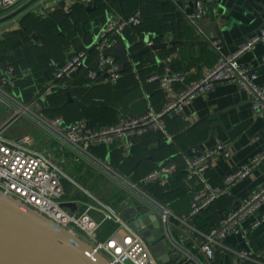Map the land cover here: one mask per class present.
<instances>
[{
	"label": "built area",
	"instance_id": "built-area-1",
	"mask_svg": "<svg viewBox=\"0 0 264 264\" xmlns=\"http://www.w3.org/2000/svg\"><path fill=\"white\" fill-rule=\"evenodd\" d=\"M25 1L0 0V12H10ZM62 1L55 0L54 6L64 8ZM65 1L66 6H71L75 2L91 5V0H70V4L67 2L69 0ZM196 7L197 10L191 18H203L206 15L204 2L198 1ZM43 9L46 10L45 7ZM48 9L51 7L49 6ZM142 21L140 10L128 16L116 11L108 12L107 20L92 44V49L97 53L93 60L94 67L90 68L92 60L87 49L72 52L55 70L53 79L33 94L31 101H22V95L17 91L19 75L13 65L5 64L0 76V103L12 109L11 117L0 125V190L19 199L23 206L31 207L49 217L57 225L75 234L85 235L114 264L162 263L152 255L149 245L138 231L123 222L113 208L103 203L96 207L84 202L80 210H72L62 205L64 202H76L65 198L67 190L63 179L81 187L63 170V163L68 159H74L76 162L88 159L95 165L100 164L106 172L119 178V174L110 165L92 152L93 148L117 144L122 150V155L128 157L131 155L135 138L150 130L160 131L167 141H172L173 136L167 131L164 118L181 113L186 104L197 96L205 95L220 82L237 83L249 95L253 112L264 117V81L258 82L257 72L238 62L241 55L254 49L258 43H264V26L239 44L233 54L221 56L198 81L190 84L177 97L171 98L169 94L174 92L175 84L185 83L186 76L183 72H174L167 67L163 73L149 75L147 81L157 82L168 97L160 110H156L153 104L148 102L144 113L121 115L115 124L100 128L91 125L86 119L68 122L62 115L48 116L41 112L48 97L60 88H67L68 81L81 69H88V79L93 84L119 82L123 77L122 64L112 56L113 48L126 29L137 27ZM151 43L150 41L147 44ZM132 71L138 76L137 70L133 68ZM27 114L36 121V126L43 127L47 139L43 144L31 134L12 136L8 133V127ZM220 152L226 157L230 155L222 143H217L213 149L196 147L193 148L192 155H182L186 172L183 181L192 194L190 208L186 214L178 215L167 205L154 199H151L153 205L150 209L158 215L163 232L178 250L183 263L195 261L197 264H204L192 250L187 249L174 237L173 231L178 228L179 223L190 228L194 245L208 263L215 260L218 252L225 251L230 253L232 260L237 258L239 264H264L261 254L251 249L231 248L225 242L230 234L246 235L241 224L264 204V184L250 192L234 208L226 211L219 223L208 232H203L194 223L195 217L229 192L237 182L250 176L264 158V155L254 158L249 165L226 176L222 185H213L208 176L209 159ZM178 169L179 165L176 162H163L135 182L126 181L131 189L140 192H144L142 187L148 184L168 187ZM94 210L102 213L101 221L93 216ZM263 220L264 212L252 227H257ZM105 221H112L121 226L108 238L102 240L99 233Z\"/></svg>",
	"mask_w": 264,
	"mask_h": 264
},
{
	"label": "crops",
	"instance_id": "crops-1",
	"mask_svg": "<svg viewBox=\"0 0 264 264\" xmlns=\"http://www.w3.org/2000/svg\"><path fill=\"white\" fill-rule=\"evenodd\" d=\"M44 1L45 0L41 1L39 4ZM52 1V3L54 4L55 0ZM198 1L204 2V5H206L207 7V12L203 18L198 20L197 23L201 26V28L205 30L212 28L213 31L211 33V36L216 38L215 44L221 43L222 46L214 49L213 47L205 45L183 43L173 50L165 48L156 52H149L142 58L144 62L152 61L150 66H144V73L149 70V73L160 74L163 73L167 67H170L174 72L179 71L185 74V83L175 84L174 92L172 94H169L171 98L177 97L178 94L185 90L190 84L198 81L207 69L213 67L218 62L221 56H229L233 54L237 50L240 43L244 42L247 38L258 32L264 26V0H216L217 6L214 5V0ZM62 2L65 3L66 1L64 2L63 0ZM95 2L96 0H91L90 4L94 5ZM196 2L197 0H143V8H141L140 10L143 14V21L140 26L144 30V33L141 35L139 33H136V30H131L128 33H124L118 39V43L122 42L123 37L126 38L129 42H134L138 38L143 39L144 36L150 34V32L158 34V30L154 31L156 30L155 25L158 22V19L161 22L160 26L165 25L167 27V30L170 32L169 34L173 35V37H170V39L179 38L178 30L180 29V33H182L183 30L181 11L187 14V16L190 18L191 15L196 12ZM75 3H72L70 7H72V5ZM37 5H35L34 7H36ZM45 6L51 7L50 4L43 5V7ZM34 7L32 9H34ZM135 7V1H130L125 5V8H128L129 10H133ZM56 8L62 9L63 7L54 6V9L52 10H55ZM32 9H30V11H32ZM90 9L94 10L95 8L91 7ZM114 9L116 10V12L119 11L116 8ZM4 14H6V12H4ZM23 16H21L20 18H22ZM17 19L0 27V41L9 33L19 31L20 27L14 24ZM177 21L180 24L179 26L177 25ZM71 24L70 26L75 29V33L71 34V36L67 38L69 40L66 50V46L64 45L63 47V43L59 44V42L57 44L56 39H53L52 36H50V39L48 35L34 33L36 34V38H33L32 34L33 41L36 42L37 40L39 47L46 48L48 50L50 49L49 46L52 47L50 59L51 63H49V65H51V68L48 66V69H50L53 74L58 66H61L66 61L67 57L72 52L76 51V47L79 46L80 49H92V44L96 40L99 30L105 23L96 24L92 22L87 34H85L84 30H82L85 27V24L82 22V20L79 19L75 21V24L74 22H71ZM73 24L75 26L77 25L76 28L73 27ZM172 24L174 27L173 33H171L170 29V26ZM188 29L189 31L187 33V36L181 34L182 39H191L195 36L193 35L195 32L190 28ZM40 36H42L43 38ZM195 37L198 38V35H196ZM150 41L154 43L161 42V39L158 36L154 38V35L152 34L150 36ZM145 44L147 43L142 42L133 50H137ZM39 55L42 61L47 56L45 54L43 55L42 49H40ZM34 57L36 63L38 64V60L35 55ZM26 58L27 55H24L23 59ZM0 59H3V56L0 57ZM263 60L264 43L260 42L255 46L254 49L241 55L238 59V62L244 67L255 70L258 74V82H262L264 81ZM33 64L34 63H32L31 66L28 65V67L23 70L28 76L32 75L31 70L32 68H34L32 66ZM128 66L132 67V70L133 68L137 71L141 70V68H139L140 64L135 63ZM149 73L143 75L144 77L141 81L139 80V77L142 78V74L140 73V76H136L134 73V76L136 77V79L138 78L139 81L137 83L138 86L136 85L135 88H130L128 92V94L132 96L137 94V97L133 99L132 103L128 105L131 107V115H136L137 113L142 112L144 110V104L146 102H152L157 107L162 108L164 103L168 99L157 82L152 83L147 81V78L145 77ZM129 81L130 79H125L121 81V85H127ZM98 90V96L102 97L105 95L101 89ZM21 99L23 102L25 101L22 96ZM139 101H141L142 103L138 106L134 105ZM64 105L65 103L60 107H63ZM43 113L47 115L44 110ZM11 114L12 109L7 108L0 103V125H2L6 120L9 119L11 117ZM117 115H115L116 121L120 117L119 115V117ZM106 117L107 115L105 113V118ZM113 118V114H110V117L108 115V122L110 120H113ZM196 122H198V124L196 125H199L198 128H196L195 126L192 130H190L186 134H183L185 136L181 138L179 142H175L176 138L172 141L175 142H173V144H175L176 150V148H181L182 145L180 144L182 143L190 144L191 142H195L201 134L204 135L205 138L203 141H201V143L195 144V148L197 147V145L201 144L203 148L213 149L218 142H221L225 145L226 152L230 154L229 157H226L224 154H222V152L218 153L219 156L213 158L212 164L208 170V176L213 185H222L226 176L234 174L245 165H249L254 158L264 155V117L259 116L253 112L249 95L235 82H220L205 95L203 94L197 96L191 102L186 104L184 110L181 113L177 114V116L173 115L167 116L165 118L167 131L171 133L172 136L179 134L180 131L182 132L184 130V128H187ZM200 123H202L201 126ZM212 129L214 130V133H211ZM7 130L10 134L9 129ZM38 130L39 131L34 133H25L31 134L38 142H41V144H43L44 141L42 142V140L43 138L46 139V137L43 133L41 137V134L39 133H41L40 131L42 130L40 128ZM20 134L10 135L18 136ZM143 139L144 143L147 145V148H151L153 149V151L150 156L139 157L134 164L133 170L136 169L139 165V168H148L152 165L153 167L159 166L160 164L165 162L164 160L167 158L165 157V154L168 147H164L163 144H160L158 141H156L153 135H145ZM172 141H168L167 145H172ZM194 147H191V151L188 150V153L178 152L179 154L191 155L193 154ZM95 155L100 160L110 165L117 172V174H119V179H121L122 181L128 180L130 182H135L136 180L141 178H132L131 176H128L124 173L122 174L121 172H118V170L116 169L115 159L112 160V155H121L123 158H128L132 155V151L130 156L124 157L122 155V150L119 148V145L117 146V144H112L106 146V152L104 155H100V153H96ZM173 158H177V156L172 155L169 157V159ZM145 159H148L146 160V163H144ZM68 183L69 182L67 181L65 185L67 190V195L65 198L67 200L76 201V210H80L83 208V203L85 202L87 204L88 200H85L86 198L75 194L73 191H68ZM263 184L264 159H262L260 164L253 169L250 176L243 180H240L235 185H233L231 187V190L220 197L219 199L221 200L218 199L219 201L213 205L210 214L213 215L214 218L216 217L215 222H219L226 211L231 209L250 192L259 189ZM89 185L92 188H95L90 183ZM149 185L151 184L142 187V190L144 192L129 188L130 192L122 193L121 195H118L116 198H114L115 200L111 207L120 215L123 222H126L123 219L124 209L131 204H135L137 206L140 204H146L149 208H151L153 205L151 199L161 202L154 195V193H152L148 189ZM227 201H230L229 206L225 205V202ZM100 203L102 202L100 201ZM190 204L191 196L183 201V207L181 206L182 208L180 210H175L173 207L171 208L170 206H167L171 208L176 214L183 215L189 211ZM263 212L264 204L259 210H257L254 214L248 216L245 221L242 222L241 227L246 234L245 236H243V234L233 233L227 237L225 242L231 248L239 250L251 249L256 253L261 254L264 261V220L261 221L257 227H252L253 223L261 216ZM92 213L96 219L100 221L103 219L102 213L98 210H94ZM119 226L121 225L117 224V228H119ZM123 226H125V224ZM176 231L179 232V235ZM173 235L187 249H192L191 243L193 241L191 238V230L186 225H182L181 223H179L178 228L173 231ZM167 246L169 250L175 249L169 240H167ZM172 258L174 260L175 255H172ZM210 264L239 263L235 259L232 260L229 252L224 251L217 254L215 260Z\"/></svg>",
	"mask_w": 264,
	"mask_h": 264
},
{
	"label": "trees",
	"instance_id": "trees-1",
	"mask_svg": "<svg viewBox=\"0 0 264 264\" xmlns=\"http://www.w3.org/2000/svg\"><path fill=\"white\" fill-rule=\"evenodd\" d=\"M130 1H135L136 3V7L134 9L132 8L133 10H129L128 8H125L126 3ZM94 4L96 8L94 10L92 9L88 10L87 4L85 5L83 3H75L73 4L74 10L70 14L66 13L62 8L63 11L62 10L59 11L60 12L59 19L60 20L63 19L61 24H58L59 19L58 17H56V15H54L53 18L50 20H41L42 22L39 21L38 18L32 19L31 20L33 21L32 24L35 27H30L28 28L27 31L30 32L33 30H37V28L39 31L41 30L39 28H42L45 31L44 33L45 35H48L49 38L50 36H52L53 39H56L57 44L58 42L59 44L63 43V47L65 45L66 46L65 50H66L68 47L67 44L69 40L67 38H69L71 34L75 33L74 32L75 29L70 26L71 22H74L75 24V21L79 19L82 20V22L85 24L84 25L85 27L82 30H84L85 34H87L88 30L90 29V24L92 22L96 24H100V23L104 24L107 20L106 17L107 13L116 11L114 8L120 11L117 12L125 16L134 14L135 12L143 8V0H96ZM90 7L93 8L94 5H90ZM26 17H28V14L26 15ZM24 21L25 20H23L22 22L23 24ZM160 23L161 22L158 19V22L155 25L156 30L154 31H157L159 29L158 27L160 26ZM74 24L73 27L76 28L77 25L75 26ZM57 25H60L61 27L60 33L58 31L59 28L57 27ZM62 29L65 31H62ZM131 30H136V33H139L141 35L144 33L143 32L144 30L140 25L137 27L126 29L124 33H128ZM29 32H25L23 30L12 32L9 33L5 38H3L0 41V57L3 56V59H0V76L4 71L5 64L13 65L16 69L17 74L19 75V79L17 82L18 85L17 91L21 93L22 98L26 102L31 101L33 94L36 91H38L40 88H42V86L46 82H49V80L53 79V73L50 69H48V66L51 68V65H49V63H51L50 59H51L52 47L49 46L50 49L48 50L46 48H41L37 46L38 44H35L32 35ZM34 32L36 31H33V34ZM29 43L30 45L26 46ZM22 46H24L25 49L29 50V55L27 56L26 59L21 58V56L19 55L21 53L20 48ZM40 49L43 50V55L44 54L47 55L46 58L44 59L45 61L44 60L42 61L40 59L41 58L39 55ZM80 50H84V49H80L79 46L76 47V51H80ZM87 50L91 55L90 60H92V65L90 64V68H93L94 67L93 60L95 59L97 53L95 52L94 49H87ZM34 55L38 60L37 61L38 64L36 63ZM32 63L35 64L32 65L34 67L31 70L32 75L28 76L23 70L27 68L28 65L31 66ZM151 63L152 61L144 62L143 60L139 63L140 64L139 68H141V70L137 71V74L139 76L140 73L142 74V78L139 77L140 81L143 79L144 77L143 75L149 73V70L146 73H144V66H150ZM151 74L152 73H149L145 78H147ZM125 79H130V81L127 85L123 86L121 85V81ZM139 80L138 78L136 79V77L134 76L132 67L128 66L127 71L123 73V77L119 80V82L115 84L109 83L107 85L93 84L88 79V69H81L79 72H77V74L73 78H71V80L68 81L69 85L67 88H60L48 97L44 105V112L47 115H51V116L62 115L68 122H74L80 119H86L87 121L90 122L91 125L95 126L96 128H100L102 126H106L110 124H115L118 121V120L116 121L115 115L118 114L119 116H121L131 113V107L128 105L132 103L133 99L137 97V94L132 96L129 95L128 92L130 88H135L136 85L138 86L137 83ZM98 89H101L105 95L102 97L98 96V91H99ZM69 96L73 97L72 98L73 100L70 102L68 101ZM64 103L65 105L63 107H60ZM141 103L142 102L139 101L137 104L134 105L138 106ZM153 106L155 107L156 110L161 109L154 104ZM146 109H147V102L144 104V110L140 113H137L136 115L144 113ZM105 113L107 115L106 118H105ZM110 114H113L114 118L113 120H110L108 122V115L110 117ZM201 124L202 123H200V126ZM198 127L199 125L196 126V128ZM145 135H153L156 141H158L160 144H163L164 147H168L167 152L165 154V157H167L164 160L165 162H176L179 165V169L175 173L172 182L168 187H161L155 184H151L148 186V189L152 193H154V195L161 201V203L166 204L171 208L173 207L175 210H180L183 207L182 206L183 201L186 200V198L190 197L192 194L189 191V189L185 186L183 181L186 172H185L184 159L182 157L183 154H179V152L188 153V150L191 147H194L195 144L201 143V141L204 140L205 136L200 134V137L195 142H191L190 144L182 143L180 144L182 145L181 148H176L175 150V144H173L174 141H172V145H167L168 141L164 138V135L160 131L150 130L146 134L135 138V144L132 148V155L130 157L123 158L121 155L118 156L112 155V160L115 159L116 169L118 170V172H121L122 174L124 173L128 176H131L132 178H138V177L140 178L142 177V175L145 176L150 171L158 167V166L153 167L152 165L148 168L146 167L139 168L140 166L139 165L136 169L133 170L134 164L139 157L150 156L153 151V149L147 148V145L144 143L143 137ZM184 136L185 135L176 138L175 142L177 141L179 142V140ZM92 152L94 154L100 153V155H104L106 152V146L95 147L92 149ZM172 155H176L177 158L169 159V157ZM146 160L148 159H145L144 163H146ZM219 200H216L206 211H204L199 216L195 217V221H194L195 225L203 232H208L213 226L219 223V222L216 223L215 222L216 217L214 218V216L210 214L211 208ZM225 205L229 206L230 201L225 202ZM234 207L235 205L232 208ZM116 228H117L116 223L112 221H105L100 229V233H99L100 239L105 240L106 238H108L116 230ZM176 232L179 235V232L178 231ZM191 246H192L191 249L192 252H194L198 256L199 260L202 263L210 264L206 261L204 256L199 252L198 248L194 245L193 242L191 243ZM219 253L220 252H218L217 254ZM174 264H197V263L195 261H187L186 263H183L182 260H180L179 262H175Z\"/></svg>",
	"mask_w": 264,
	"mask_h": 264
},
{
	"label": "water",
	"instance_id": "water-1",
	"mask_svg": "<svg viewBox=\"0 0 264 264\" xmlns=\"http://www.w3.org/2000/svg\"><path fill=\"white\" fill-rule=\"evenodd\" d=\"M41 1L43 0H26L6 14L0 12V27L25 15ZM214 5L217 6L216 0H214ZM93 8H96L95 4ZM87 9L89 10L90 6H88ZM205 9L207 12L206 5ZM181 14L183 30L182 33H180L181 31L178 28L179 38L177 39H170L173 35L169 34L170 32L165 25L158 27V34L150 32V34L144 36L143 39L138 38L134 42H129L123 37L122 42L117 43L112 52V56L121 61L122 72L124 73L127 71L128 65L135 63L139 64V61L142 60L143 56L149 52H156L165 48L173 50L183 43L205 45L213 47L214 49L222 46L221 43L215 44L216 38L211 36L213 31L212 28L205 30L197 23L199 19L189 18L187 14L182 11ZM177 25H180L178 21ZM188 28L193 30L195 32L193 35H198V38L194 36L191 39H182L181 34L187 36L189 31ZM170 29L171 33H173V24L170 26ZM152 34L154 35V38L157 36L160 37L161 42H152L149 45L145 44L141 48L133 50L142 42L148 43ZM33 38H36V34H33ZM69 101H72L70 96ZM41 112H43V110H41ZM197 124L198 122L185 128L182 132L173 136V139L186 134ZM213 131L214 130L212 129L211 133H214ZM200 146L201 144L197 145V147ZM189 151H191V149H189ZM217 156H219V154H215L209 159L210 166L213 158ZM66 182L67 181L63 179L64 185H66ZM62 205L69 207L72 210H76L77 208L74 202H64ZM123 219L129 224V226L136 229L146 240L152 255L158 262L162 264H174L175 262L180 261L181 256L178 253V250H169L167 246L168 239L163 232V227L158 215L147 205L140 204L137 206L131 204L124 209ZM172 255H175L174 260ZM0 264L114 263L99 251L95 247L94 242L88 239L85 235L75 234L67 228L57 225L49 217L31 207L23 206L19 199L4 194L0 190Z\"/></svg>",
	"mask_w": 264,
	"mask_h": 264
},
{
	"label": "rangeland",
	"instance_id": "rangeland-1",
	"mask_svg": "<svg viewBox=\"0 0 264 264\" xmlns=\"http://www.w3.org/2000/svg\"><path fill=\"white\" fill-rule=\"evenodd\" d=\"M52 2H53L52 0H45L41 4L34 7V9H32V11H31V13L30 12L27 13L28 17H26V15H27L26 14V15H24V17L17 19V21H15L14 24H16L18 27H20L19 30L29 32V31H27L28 28L35 27L32 24V22H33V21H31L32 19L38 18L39 21L50 20L53 18L54 15H56V17H58V19H59V15H60L59 11H61V10L63 11V9L56 8L55 10H52V9H54V4ZM67 2H69V1H67ZM70 3L71 2H69L68 4H70ZM45 4H50L51 9H48V7L45 6L46 10H44L43 5H45ZM62 4H63L64 8H66V10H67L66 11L64 9V11L66 13L68 12L70 14L71 12H73V10H74L73 5H72V7L66 6L67 5L66 2L62 3ZM88 6H90V5H88ZM23 20H25L24 24L22 23ZM62 21H63V19H61V20L59 19L58 24H61ZM57 27L59 28L58 31L60 33V30H61L60 25H57ZM39 29H41V30L38 31V28H37V30H33V31H36L34 33H41V34L45 33L44 29H42V28H39ZM33 31H30L29 33L32 35ZM62 31H65V30L62 29ZM36 42L38 44V41H36ZM29 45H30V43L26 46H29ZM37 46H39V45H37ZM20 49H21L20 50L21 53L19 55L21 56V58H23L24 55H27V56L29 55V50L25 49L24 46H22ZM14 106H16V105H14ZM35 122L36 121L31 116H29L27 114L23 118L19 119L18 121L14 122L12 125H10L8 127V129H9L10 134H13V135H17V134L25 133V132L34 133V132L39 131L38 130L39 128L42 130L43 127L39 124H38L39 126H36ZM40 132L41 133H39V134H41V137H42L43 130ZM43 141H45L44 138H43L42 142ZM54 153H55V151H54ZM98 165H95L94 163H92L88 159L82 160L81 162H76L74 159H68V161L66 163L62 164V168L72 179L77 181L81 185V187L80 186L77 187V186L73 185L72 182H70L67 185V189H68V191L69 190L73 191L75 194L86 198L85 200H88L87 204H91L93 206H98L100 201H101L102 203L106 204L107 206L110 205L109 207H111V205H113V202L115 200L114 198H116L118 195H121L122 193L130 192L129 188H131V187L126 181H122L121 179H119L114 174H112V173L110 174V173L106 172L101 167L100 164H98ZM89 183L95 188H92L89 185Z\"/></svg>",
	"mask_w": 264,
	"mask_h": 264
}]
</instances>
